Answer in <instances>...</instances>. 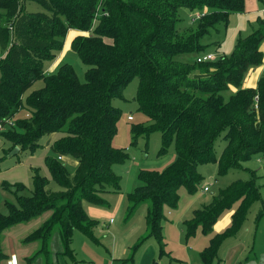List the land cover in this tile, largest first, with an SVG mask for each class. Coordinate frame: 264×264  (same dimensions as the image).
I'll list each match as a JSON object with an SVG mask.
<instances>
[{
    "label": "trees",
    "instance_id": "16d2710c",
    "mask_svg": "<svg viewBox=\"0 0 264 264\" xmlns=\"http://www.w3.org/2000/svg\"><path fill=\"white\" fill-rule=\"evenodd\" d=\"M26 2L43 11L27 12L22 5ZM244 2L0 0V122L14 123L0 134L10 144L8 152L17 147L31 153L42 138L58 136L44 160L58 190L48 189L49 180L37 169L32 170L31 190L23 184L3 185L13 201H5V213H0V264L6 257L1 248L2 232L42 215L40 226L23 240L40 245L28 262L43 256L49 264L46 246L56 231L62 255L71 264L81 262L71 248L75 230L98 243L92 234L96 222L84 204L105 206L102 195L120 191L121 178L114 166L124 164L128 155L112 146L120 118L112 100L122 99L133 78H138V110L149 120L145 126L132 125L133 140L159 132L158 154H165L174 142L176 155L162 171L140 170L139 185L127 196L128 218L146 206V233L133 250L151 237L158 242L162 239L164 213L177 207L179 189L184 187L191 195L198 190L202 181L198 165L214 163L222 175L231 167L242 168L252 157L264 159V73L255 88L241 87L247 71L262 63L264 19H257V28L237 38L229 55L199 64L178 58L205 53L207 46L201 39L219 25L226 28L230 15L244 11ZM183 11L201 12L203 17L194 28H183ZM69 30L81 33L70 46L85 67L83 82L68 64L56 72L44 70V62L61 51ZM38 81L42 87L24 97ZM230 87L236 91L231 92ZM221 135L226 147L217 158L214 143ZM67 159L76 162L73 173ZM246 170L251 174L249 180L229 184L183 222L185 239L198 229L210 236L199 253L202 264L218 261L222 244L235 237L251 206L261 201L258 177ZM230 212L229 225L214 233L216 222ZM262 217L264 210L257 221Z\"/></svg>",
    "mask_w": 264,
    "mask_h": 264
},
{
    "label": "rangeland",
    "instance_id": "374dc122",
    "mask_svg": "<svg viewBox=\"0 0 264 264\" xmlns=\"http://www.w3.org/2000/svg\"><path fill=\"white\" fill-rule=\"evenodd\" d=\"M245 1L247 15L250 13L259 14L258 12L262 7L261 13L264 12V4L260 0ZM22 5L27 12L43 11L39 5L32 2L22 3ZM192 15L193 13L190 12L183 11L181 13V27H195L197 20L191 21ZM235 19V16L230 20L228 19L227 30L229 32L233 30L234 24L238 23V20L235 22ZM243 19L241 18V22ZM218 27L223 30L222 25ZM243 29L240 34L246 36L254 27L245 25ZM212 31L214 30H211L208 35L201 39V43L207 46L205 52H213L216 49L213 42L219 40V37L215 31ZM77 34L81 33L73 30L68 31L61 51L56 54L53 60L44 62V70L55 61L58 63L55 72L63 64H68L75 70L78 80L84 81L85 67L70 46L72 39ZM231 49L233 50V46ZM194 57L195 54H188L178 58L188 61ZM42 85V81L36 82L25 93L24 97ZM137 85L138 78H133L124 88L122 99L115 98L112 100V105L120 110V118L116 125L117 132L112 140V146L124 149L128 159L124 164L114 166L115 173L121 178L120 191L103 194L102 197L106 201L105 206L84 204L87 214L96 222L92 234L98 243L79 231H74L71 248L76 259L81 261L79 264H202L199 253L208 245L210 236L204 235L198 229L193 237L185 239L183 222L190 220L195 210L209 204L212 197L229 184L249 180L251 174L246 169L254 171L258 177L256 184L260 189L261 201L251 206L247 218L235 237L222 244L217 256L218 261L214 264H264V217L257 221L259 212L264 210V159L259 156L243 162L242 168H229L222 175L218 174L217 165L214 163L198 165L196 170L202 177L198 190L191 195L187 193L184 187L179 189L180 200L177 207L170 210L169 215L167 211L164 213L165 217L161 222L162 239L158 242L151 237L133 250L146 233V206H140L128 218L126 216L127 196L139 185L138 173L140 170L162 171L176 159L174 142L169 144L165 154H158L161 147L159 132H152L147 137L139 136L133 140L132 125L145 126L149 123L148 118L138 110L135 101ZM128 116L132 118L131 121L127 120ZM57 137V135H52L42 138L39 142L40 146L33 153L30 151L20 152L19 150L16 154L10 155L11 152H8L10 144L0 134V213H5V201H13L12 195L3 189V185L23 184L28 190H31L33 169H37L41 176L49 180L48 189L51 191L58 190L57 185L51 180L44 162L45 157L50 155L52 138ZM225 147L226 142L221 135L214 143L217 158L222 156ZM66 164L69 172L73 173L74 166L71 167L69 160L66 161ZM205 187H207L206 191L203 190ZM43 220L44 215L27 224L10 226L2 232L1 248L6 257L1 261V264L46 263L43 256H38L33 261L28 262V259L39 251L40 245L38 243H23L25 237L39 227L41 224L39 221ZM46 249L51 258L49 264H71L69 258L67 259L62 255L63 245L58 231L54 232Z\"/></svg>",
    "mask_w": 264,
    "mask_h": 264
},
{
    "label": "crops",
    "instance_id": "0c3cea01",
    "mask_svg": "<svg viewBox=\"0 0 264 264\" xmlns=\"http://www.w3.org/2000/svg\"><path fill=\"white\" fill-rule=\"evenodd\" d=\"M260 1L262 4H264V0H260ZM244 5H246V1L244 2ZM262 8L258 12L259 14L250 13L247 15V11H246L245 6H244V11L242 13H236V14L230 15L229 20L235 16L236 17L235 22H236V20H238V23L234 24L233 30L232 31L230 30V32L227 30V27L224 28L223 29V30H225L224 35H223V30L219 29V27H218V29L215 31V33L219 37V40H216L213 42V46L216 49L213 52H205V53L206 54H213L215 59L228 55L230 53V51L232 50L231 47L232 46L234 47V44H235L237 38L245 36V35L241 36V34H240L244 30L243 28L245 27V25L247 27L249 25V27L252 28V26H253L255 28V26L257 27V19H260V18L264 19V15H263V13H261V10L263 11ZM241 18H244L242 22H241ZM220 28H221V26H220ZM260 51L262 53V63L260 66L255 67V68H250L249 71H247V73L245 74V76L241 82V87L243 89L255 88L259 78L264 73V39L260 43ZM57 64H58L57 61L53 62L50 66H48V68L45 70V72L46 73L54 72ZM230 91L235 92L236 89L233 87H230ZM52 140H53V138H52ZM67 160H69V163L72 165L71 167L76 166V162L74 160H71V159H67ZM231 214H232V212L225 214L219 221L216 222V224L213 227V231L215 233L221 232L223 229H225L229 225ZM168 215H169V212H168ZM177 260H179V259H177ZM84 263H86V262L84 261Z\"/></svg>",
    "mask_w": 264,
    "mask_h": 264
},
{
    "label": "built area",
    "instance_id": "2783aa9c",
    "mask_svg": "<svg viewBox=\"0 0 264 264\" xmlns=\"http://www.w3.org/2000/svg\"><path fill=\"white\" fill-rule=\"evenodd\" d=\"M263 15H264V12H263ZM201 17H203V13H194L192 15V18H191V21H196V20H199ZM215 60V57L213 54H206V53H202V54H197L195 55V57L191 60H188V61H193L195 63H204V62H210V61H214ZM127 120L128 121H131L132 118L130 116L127 117ZM6 126L8 127H13L14 126V123H12L11 121L9 122H5V124L1 123L0 122V132L4 131L6 129ZM63 158L62 157H58V160H62ZM204 191L207 190V187H205L203 189Z\"/></svg>",
    "mask_w": 264,
    "mask_h": 264
},
{
    "label": "water",
    "instance_id": "95a60500",
    "mask_svg": "<svg viewBox=\"0 0 264 264\" xmlns=\"http://www.w3.org/2000/svg\"><path fill=\"white\" fill-rule=\"evenodd\" d=\"M195 78H202V77H206V75H195ZM17 151H19V149L17 147H15L12 151L10 155H14L17 153Z\"/></svg>",
    "mask_w": 264,
    "mask_h": 264
}]
</instances>
